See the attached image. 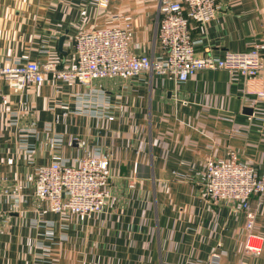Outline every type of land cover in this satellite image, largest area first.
Here are the masks:
<instances>
[{
    "label": "crops",
    "instance_id": "obj_1",
    "mask_svg": "<svg viewBox=\"0 0 264 264\" xmlns=\"http://www.w3.org/2000/svg\"><path fill=\"white\" fill-rule=\"evenodd\" d=\"M216 4L212 20L190 25L195 56L221 58L264 42V0ZM158 5L0 0V66L35 60L64 68L79 32L124 22L130 52L156 59ZM1 91L0 264H208L212 253L216 264H264V193L251 198L262 249L246 255L244 212L213 203L199 184L206 164L232 150L264 174V66L252 78L212 69L177 82L143 71L90 87L46 73L19 94L6 84ZM86 150L109 158L108 210L82 220L43 212L48 204L33 196L28 174L50 161L74 164Z\"/></svg>",
    "mask_w": 264,
    "mask_h": 264
},
{
    "label": "built area",
    "instance_id": "obj_2",
    "mask_svg": "<svg viewBox=\"0 0 264 264\" xmlns=\"http://www.w3.org/2000/svg\"><path fill=\"white\" fill-rule=\"evenodd\" d=\"M109 1L97 0V5L106 8ZM158 12L156 40L161 54L156 59L130 52L129 22L92 28L75 36L73 60L64 68H57L53 62L35 60L1 65L0 98H3L1 84L19 94L28 85L43 83L46 73L69 86L81 84L90 87L100 80H128L143 71H154L184 82L203 70L223 69L252 78L263 69L264 42L256 43L248 51H228L221 58L195 56L196 41L191 36L190 25H203L212 20L217 12L216 0H159ZM258 95L264 96V91ZM107 118L112 119L111 116ZM110 178L108 156L86 150L74 164L50 161L36 166L26 181L32 187L33 196L47 202L48 208L43 212L72 214L82 220L87 215L108 210L114 199ZM199 184L213 203L244 212V253L258 256L262 239L252 232L256 211L251 206V198L264 193V174H259L232 150L227 158L210 160L206 164L199 175ZM17 193L11 191L13 196ZM216 258L218 254L212 253L208 264H216ZM239 264L248 262L242 260Z\"/></svg>",
    "mask_w": 264,
    "mask_h": 264
},
{
    "label": "water",
    "instance_id": "obj_3",
    "mask_svg": "<svg viewBox=\"0 0 264 264\" xmlns=\"http://www.w3.org/2000/svg\"><path fill=\"white\" fill-rule=\"evenodd\" d=\"M65 39V35H62L58 40V48L61 49L62 43ZM250 111V110H249Z\"/></svg>",
    "mask_w": 264,
    "mask_h": 264
}]
</instances>
